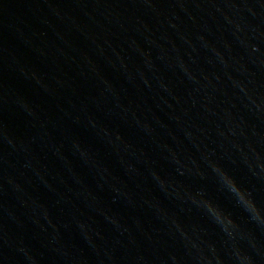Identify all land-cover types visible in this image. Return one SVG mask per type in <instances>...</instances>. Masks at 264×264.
I'll use <instances>...</instances> for the list:
<instances>
[{"label":"water","instance_id":"1","mask_svg":"<svg viewBox=\"0 0 264 264\" xmlns=\"http://www.w3.org/2000/svg\"><path fill=\"white\" fill-rule=\"evenodd\" d=\"M0 264H264V0H0Z\"/></svg>","mask_w":264,"mask_h":264},{"label":"clouds","instance_id":"2","mask_svg":"<svg viewBox=\"0 0 264 264\" xmlns=\"http://www.w3.org/2000/svg\"><path fill=\"white\" fill-rule=\"evenodd\" d=\"M229 183L232 185V187L233 188H235L236 189V191H237V193L241 196V197H243L244 196V193L238 188V187H236V185H235V182L234 181H231V180H229Z\"/></svg>","mask_w":264,"mask_h":264}]
</instances>
